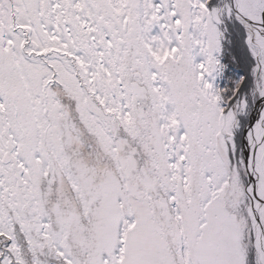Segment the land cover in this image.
<instances>
[{
  "label": "snow or ice",
  "instance_id": "snow-or-ice-1",
  "mask_svg": "<svg viewBox=\"0 0 264 264\" xmlns=\"http://www.w3.org/2000/svg\"><path fill=\"white\" fill-rule=\"evenodd\" d=\"M0 264H264V0H0Z\"/></svg>",
  "mask_w": 264,
  "mask_h": 264
}]
</instances>
